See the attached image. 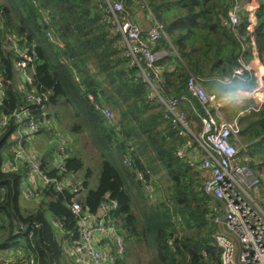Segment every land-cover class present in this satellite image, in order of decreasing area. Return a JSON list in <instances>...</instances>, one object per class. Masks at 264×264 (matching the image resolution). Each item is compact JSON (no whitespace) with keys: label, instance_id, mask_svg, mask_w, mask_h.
Returning <instances> with one entry per match:
<instances>
[{"label":"trees","instance_id":"obj_1","mask_svg":"<svg viewBox=\"0 0 264 264\" xmlns=\"http://www.w3.org/2000/svg\"><path fill=\"white\" fill-rule=\"evenodd\" d=\"M120 1L124 14L133 18L136 10L143 9L164 24L167 38L153 44L154 51L166 50L169 54L158 61L162 68L158 91L164 99L187 94L190 101H183L181 107L195 129L201 128L198 115L203 107L187 93L191 73L203 78L208 91L218 96L255 85L248 71L230 85L223 83L239 67L241 55L245 62L251 59L248 11L243 10L240 22L229 27L225 24L230 8L226 0ZM257 1L253 38L264 65V0ZM46 9L51 25L44 22ZM108 12L107 0H0V76L5 91L0 116L12 115L6 125L0 126V252L20 247L24 255H36L39 264H76L67 253L72 245L70 233L77 237L79 232L78 216L70 207V189L58 192L49 184L38 198L28 199L21 188L22 182L28 181L27 168L2 171V163L12 155L19 126L13 114L20 108L37 120L46 113V119L59 121L62 114L72 120V135L79 138L88 134L97 150V185H92L95 167L78 150L72 152L69 143L70 157L65 166L68 173L83 176L84 211L96 215L102 201H117L111 217L122 228L127 245L119 263L127 264L134 247L143 244L148 254L145 264H221L215 235L220 229L216 219L222 204L204 192L198 170L178 155L184 140L164 118L160 99H150V87L141 78L140 67L131 64L120 47L121 35L105 21ZM13 34L21 52H35L27 68L32 84L25 83V88L17 85L15 68V61L22 56L13 45L4 48L8 35ZM172 58L175 68L169 69L167 61ZM141 65L145 67L143 60ZM149 77L153 79L152 73ZM32 87L48 100L42 104L28 102L25 92ZM100 101L111 106L117 120L108 119L96 109ZM252 103L226 102L223 111L234 118ZM239 124L241 142L250 150L248 164L263 178L264 103L239 116ZM128 142L135 147L132 167L123 161ZM50 155L48 152L46 157ZM46 157L41 166L49 176L62 179L68 174L47 165ZM137 171H143L153 184L151 192L144 190ZM155 175L166 176L169 182V197L158 202L151 198ZM213 202L219 211L212 207ZM55 221L61 223L60 228ZM32 224L39 227L30 235Z\"/></svg>","mask_w":264,"mask_h":264},{"label":"built area","instance_id":"obj_2","mask_svg":"<svg viewBox=\"0 0 264 264\" xmlns=\"http://www.w3.org/2000/svg\"><path fill=\"white\" fill-rule=\"evenodd\" d=\"M109 12L105 21L109 23L116 33L122 37L120 47L124 48L126 56L131 59V64L140 67V76L144 82L149 84L150 99L158 97L165 108L164 118L172 127L178 131L183 138V146L179 148L178 155L186 157L190 166L196 168L202 177V186L206 194L211 195L222 204V218L216 221L223 226L215 235L216 244L221 248V264H264V210L259 207L252 197V193L261 185V175L257 169L248 164L250 159L249 147L241 142L239 116L251 110H257L264 103V69L259 72L255 70L250 62L243 61L242 55L238 58L240 63L231 78L224 84H231L234 78H242L246 71L250 72L255 79V85L248 90L236 89L229 91L231 94H244L241 104L252 101L246 109L239 111L238 115L230 118L223 111L226 102L224 96H218L208 91L203 83V78L191 73L187 79V93L197 99L203 107V112L198 115L201 128L195 129L189 120L188 112L181 107L183 101H190L187 94L173 95L164 99L159 91L158 85L162 83L160 77L162 68L158 61L165 55V51H154L153 44L165 37L167 33L164 24L157 21L153 15V25L148 30H143L134 18L124 14V3L120 0H107ZM46 9L44 22L50 24ZM243 13L242 0H231L228 16L225 21L229 27H234L240 22ZM253 15V14H252ZM254 22L249 16V36H253ZM53 38L51 32L48 33ZM17 36L8 35V43L13 45L22 56L15 61V68L24 84H32V75L27 72L35 52H21L17 46ZM254 48L253 43H250ZM245 47L243 48L244 51ZM143 60L145 67L141 65ZM150 73L153 79L149 77ZM4 79L0 76V106L3 103L5 91ZM159 83V84H158ZM28 102L42 104L48 100L47 95L38 94L35 88L25 92ZM96 109L110 120H117L118 114L104 101L96 104ZM37 120L29 111L17 108L13 116L19 124L14 135V147L11 157L2 163L3 172H18L23 166L27 168L28 181L24 188V194L29 199L39 197V193L49 184H53L58 192H64L69 188L73 194L70 207L78 216L79 232L74 237L70 233L72 245L67 248V253L73 257L76 264H123L119 261L126 252L122 228L111 217L112 210L116 209V200L102 201L97 214L84 211L81 201L86 193L83 176L79 172L72 173L75 181H68L67 177L59 179L51 177L42 169L41 156L32 152L34 150L29 139L41 129L45 128L49 119ZM12 115L0 116V126H4ZM27 117V118H26ZM55 120V119H53ZM196 148L197 153L192 149ZM135 147L128 142V151L123 161L129 167L134 165L133 153ZM58 162L54 163L55 169L61 174L68 173L65 161L70 157L68 144L62 143L56 151ZM136 177L143 183L144 190L151 192L153 184L148 182L142 171L136 172ZM40 180L39 185H34L33 179ZM31 184V186H30ZM56 227L61 223L55 221ZM23 227V226H21ZM39 224L30 225V235ZM220 227V225H219ZM39 264V259L34 254L24 255L22 249L9 247L1 250L0 264Z\"/></svg>","mask_w":264,"mask_h":264},{"label":"rangeland","instance_id":"obj_3","mask_svg":"<svg viewBox=\"0 0 264 264\" xmlns=\"http://www.w3.org/2000/svg\"><path fill=\"white\" fill-rule=\"evenodd\" d=\"M225 94H223V96ZM60 115H61V120L58 121L56 119L55 120L49 119L45 128L42 129L43 131L36 133L32 138L29 139V144L34 149L32 150V152L39 157L41 153L48 151L49 153H51L50 163L54 164L55 162H58L56 151L59 148V145L61 144V142L66 143V144L69 143L70 150L72 152L74 150L75 151L78 150L80 154L85 157L87 163L95 167L97 173L94 177V181L92 185L96 186L97 180H98L99 165H98V160L96 156L97 150L95 146L91 143L90 138L87 133L81 134L79 138H76L74 135H72L69 129V127L71 126L72 120H70L67 116H62V114ZM36 136L37 138L35 139ZM155 177H157L153 179L155 190L151 198L155 200V202H158L163 199H166V197H169L168 192H167L168 191L167 187H168L169 182L166 176L163 177L160 175H157V176L155 175ZM67 180L75 181V178L72 173L67 174ZM26 184H29V181H23L21 184V188L22 189L25 188ZM258 190H261L260 191L261 193L254 194V197L257 200V203L261 207H264V193H262L264 192L263 191L264 190V179L263 178H261V185L258 188ZM22 195H23V192H22ZM212 204H213L212 207H214L215 210L216 208L218 209V211L220 210L215 202H213ZM222 214L223 212H221V214H217V218H219V220H221ZM126 248H127V245H126ZM68 257H70L69 254H68ZM147 260H148V254L146 253L145 245L138 244L137 246L134 247L132 253L126 259V263L127 264H145Z\"/></svg>","mask_w":264,"mask_h":264},{"label":"crops","instance_id":"obj_4","mask_svg":"<svg viewBox=\"0 0 264 264\" xmlns=\"http://www.w3.org/2000/svg\"><path fill=\"white\" fill-rule=\"evenodd\" d=\"M229 2V4H228ZM230 3H231V0H226L225 1V5L228 4V6H230ZM242 5H243V10H246L248 11L249 13V16L251 17L252 16V19L253 21L255 20V11L258 7V1L257 0H242ZM253 14V15H252ZM133 18L136 22H138L140 24V26L142 27L143 30H148L152 25H153V17L151 16L150 12L146 11V10H143V9H138L135 11V14L133 15ZM253 43L254 45V48H253V51H252V56H251V59H250V65L255 69V70H258L259 72L263 71L264 69V65L263 63L261 62L260 58H259V55L256 51V48H255V44H254V38L253 36L250 38V43ZM164 51V50H162ZM166 52V56H168V52L165 50ZM175 59L172 58V60H168L167 61V67L169 69H173L175 68ZM20 76L18 77V80H17V85L19 87H22L23 86V82L20 80ZM223 96V94L221 95ZM243 97H244V94L240 91H238V94H231L230 92L226 94V101H230V100H236V102L238 104H241L242 100H243ZM37 138V136L35 137V139ZM196 153V148L193 147L192 148ZM46 155H48V151H45L44 153H41L40 156H41V159H42V163H43V159L46 157ZM47 158V161L45 159V161L47 162V165H51L54 167V164H51L50 163V156L46 157ZM67 177V175H66ZM263 179H264V176H263ZM33 183L34 185H39L40 184V180L38 178H35L33 179ZM261 190H256L252 193V197L254 199V201L256 202V204L261 207L258 203H257V200L255 199L254 197V194H258V193H261L260 192ZM264 191V190H263ZM264 193V192H262ZM263 210H264V207H261ZM71 263H72V260H71Z\"/></svg>","mask_w":264,"mask_h":264},{"label":"water","instance_id":"obj_5","mask_svg":"<svg viewBox=\"0 0 264 264\" xmlns=\"http://www.w3.org/2000/svg\"><path fill=\"white\" fill-rule=\"evenodd\" d=\"M253 22H254V24H255V20H254ZM220 229L223 230L222 223L220 224Z\"/></svg>","mask_w":264,"mask_h":264}]
</instances>
